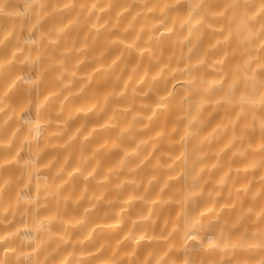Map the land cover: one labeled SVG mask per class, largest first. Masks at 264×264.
Returning <instances> with one entry per match:
<instances>
[{
    "label": "clouds",
    "instance_id": "9594fccd",
    "mask_svg": "<svg viewBox=\"0 0 264 264\" xmlns=\"http://www.w3.org/2000/svg\"><path fill=\"white\" fill-rule=\"evenodd\" d=\"M0 264H264V0H0Z\"/></svg>",
    "mask_w": 264,
    "mask_h": 264
}]
</instances>
